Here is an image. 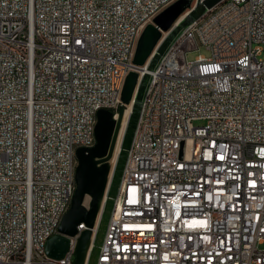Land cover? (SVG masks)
<instances>
[{"label": "built area", "instance_id": "built-area-1", "mask_svg": "<svg viewBox=\"0 0 264 264\" xmlns=\"http://www.w3.org/2000/svg\"><path fill=\"white\" fill-rule=\"evenodd\" d=\"M176 1L0 0V264H43L72 204L76 146L96 103L114 119L128 108L132 71L147 83L95 264H264V0H223L178 30L187 11L134 66ZM201 46L211 56L188 61ZM87 229L50 264H74Z\"/></svg>", "mask_w": 264, "mask_h": 264}, {"label": "water", "instance_id": "water-1", "mask_svg": "<svg viewBox=\"0 0 264 264\" xmlns=\"http://www.w3.org/2000/svg\"><path fill=\"white\" fill-rule=\"evenodd\" d=\"M223 0H178L170 7L159 14L153 23L149 24L139 38L133 65L143 66L151 56L158 41L161 31H168L178 18L187 11L190 15L182 22L178 30L187 26L192 20L199 18L204 11L211 9ZM165 46L159 50L163 54ZM147 78H143L139 83V75L132 71L126 78L122 91V101L129 105L137 89L135 102L131 117L122 142L120 154L117 157L116 165L111 177L110 161L114 158L116 143L121 129V122L124 109L120 110L119 120L114 119V114L108 110L98 112V122L95 128L96 145L93 148H79L77 157L79 165L76 171L75 194L73 196L70 210L63 217L59 227V233L52 237L47 243V255L53 259H62L69 249V240L66 236L77 234V227L85 223L87 230L83 231L76 251L74 264H85L87 253L91 243L92 228L95 225L97 214L100 211L104 197L107 195V202L104 207L100 227L101 234L95 239V246H100L106 224L109 221L115 201L119 196V185L122 178L123 167L127 158V152L131 148L134 131L140 111V102L146 88ZM139 84V86H138ZM138 86V88H137ZM108 192L106 194V191ZM89 198V206L85 203ZM98 236V235H97ZM98 250L94 252L93 263H96Z\"/></svg>", "mask_w": 264, "mask_h": 264}, {"label": "bare ground", "instance_id": "bare-ground-1", "mask_svg": "<svg viewBox=\"0 0 264 264\" xmlns=\"http://www.w3.org/2000/svg\"><path fill=\"white\" fill-rule=\"evenodd\" d=\"M216 6H223V1L221 3H219L218 5H216ZM180 18H178L177 21ZM96 110H109V103L108 102H98V103H96ZM132 110H133V105L132 104H129L127 110L123 112V117H122V122H121L122 125H121V129H120V132H119V135H120L119 147H118V150H117V153H116V157H114V160L115 161L117 160V157L120 154L121 147H122V142H123V138H124V135H125V131L127 129V125H128L129 119L131 117ZM119 117H120V114H119ZM115 120L118 121L119 119H115ZM97 122H98V117L96 118V125H97ZM95 138H96L95 137V131H89V132H87L86 135L83 138V141H80L78 143V145L76 146V153H77V150L79 148H90L91 147V144H92V142L94 141ZM112 175H113V172H111V174H110L108 188H109L110 183L112 181L111 180ZM76 188H77V185H76V182H75V184L73 185V189H72V191L70 193V196H69V203H72L73 196L75 194ZM107 192H108V189L106 191V194H107ZM65 215L66 214H59V221H60V223L62 222V219H63V217ZM101 228L102 227H100V229H99V232H98V236L97 237H99V235L101 234V230H102ZM57 234L58 233H53V236H50V238H48L46 240L45 244H44V247L42 249V261H43V264H50V257L47 255V250H46L47 249V243H48V241L52 237L56 236ZM79 240H80L79 238H72V245H73V247H78ZM97 250H98V246H95V242H94V245H93V249L91 251L90 258L88 259V261L86 262V264H94L93 263V260H94V252L97 251Z\"/></svg>", "mask_w": 264, "mask_h": 264}, {"label": "rangeland", "instance_id": "rangeland-1", "mask_svg": "<svg viewBox=\"0 0 264 264\" xmlns=\"http://www.w3.org/2000/svg\"><path fill=\"white\" fill-rule=\"evenodd\" d=\"M178 1V0H177ZM199 55H202V56H205V57H210L211 56V53L209 50H207L204 46H201L199 47L198 50H195V51H192L190 53H188L187 55V59L188 61H193L195 60ZM127 110V109H126ZM124 110V111H126ZM195 126H203L205 124V122L203 121H196L194 122ZM122 125V123H121ZM119 140H120V135L118 136V139H117V143H116V149H115V154H114V157H116V153H117V150H118V147H119ZM121 182V180H120ZM89 200V198H87V201ZM108 223V222H107ZM107 226V224H106ZM261 249H264V245L260 246Z\"/></svg>", "mask_w": 264, "mask_h": 264}]
</instances>
